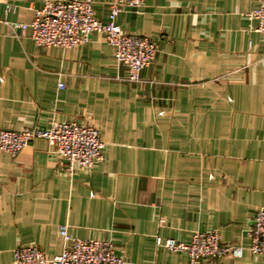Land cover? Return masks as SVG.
Instances as JSON below:
<instances>
[{
	"label": "crops",
	"instance_id": "crops-1",
	"mask_svg": "<svg viewBox=\"0 0 264 264\" xmlns=\"http://www.w3.org/2000/svg\"><path fill=\"white\" fill-rule=\"evenodd\" d=\"M92 1L105 22L110 0ZM44 2L0 0V129L80 122L99 131L104 160L69 176L44 140L0 153V264L19 246L58 254L60 226L112 240L125 264L187 263L158 237L188 243L216 230L246 246L264 206V37L247 19L258 0H143L121 14L124 33L160 40L137 82L100 33L64 50L11 29ZM217 264L264 261L244 251Z\"/></svg>",
	"mask_w": 264,
	"mask_h": 264
},
{
	"label": "built area",
	"instance_id": "built-area-1",
	"mask_svg": "<svg viewBox=\"0 0 264 264\" xmlns=\"http://www.w3.org/2000/svg\"><path fill=\"white\" fill-rule=\"evenodd\" d=\"M142 3L143 0H110L106 21L102 22L94 14L92 0H45L32 22L11 23L10 27L20 36L29 32L37 48L64 50L87 44L92 34L100 33L112 48L116 62L127 69V80L137 82L141 70L155 60L160 40L124 33L117 19L126 11H137ZM258 3V7L247 14V19L255 23L253 30L264 37V0ZM6 8L8 10L10 5ZM58 87L62 89L64 85ZM38 139L47 142L69 176L77 171H89L104 160L105 145L99 131L75 121L54 122L45 130L0 129V153L15 158ZM58 234L64 244L58 254L48 257L36 246H19L13 251L12 264H125L115 253L112 240L74 239L68 235L67 226H60ZM245 236L246 246L222 243L216 230L195 232L188 243L158 237L156 244L171 253H184L186 264H217L226 257L239 259L244 251L264 261V206L256 210Z\"/></svg>",
	"mask_w": 264,
	"mask_h": 264
}]
</instances>
